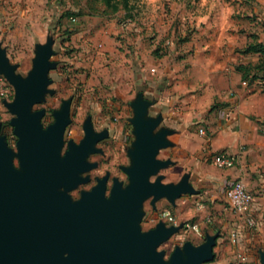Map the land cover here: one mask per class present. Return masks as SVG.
<instances>
[{"label":"rangeland","instance_id":"374dc122","mask_svg":"<svg viewBox=\"0 0 264 264\" xmlns=\"http://www.w3.org/2000/svg\"><path fill=\"white\" fill-rule=\"evenodd\" d=\"M143 1L134 8V0H131L130 7L120 5L119 10L114 11L104 0H0V42L10 63L17 67V74L26 78L33 69L38 48L52 41L51 84L44 101L35 105L32 111H45L42 124L47 129L55 123V113L70 101L71 123L66 128L62 155L68 151L71 141L80 143L85 139L86 127L91 126L95 133L108 137L105 142L95 145L97 153L90 154L88 161L97 163V167L83 174L90 178L88 183L70 192L74 201L79 200L83 192L91 191L98 185V180L107 175L108 197L114 179L123 182L124 187L130 183L126 169L133 165L130 151L136 140L132 102L140 94L161 99V106H164L161 111H167L168 106H181L182 99L189 96H184V84L178 77L180 70H174V63H181L191 51L192 47L186 41L197 31L191 27L192 19L204 17L206 11L208 15L212 13V17L230 16L232 21L226 23L225 28L228 32L234 30L232 37L235 44L240 43V51L250 43L264 39V9L255 12L254 4L247 0ZM189 1L195 6L193 11ZM174 54H177L176 58ZM242 54L238 65L255 66L245 82L248 95L258 96L255 100L258 109L264 106V70L256 68L262 60L260 55ZM166 59L167 65L170 60L173 68L163 76L165 65H158ZM255 75L258 76L256 80ZM15 94L14 87L0 73V135L17 154L19 138L11 125L14 115L6 105L14 101ZM259 123L264 133V116ZM201 127V124H192L189 129L197 133ZM198 136H192V139L186 135L175 136L172 138L175 147L160 150L158 159L171 160L172 164L162 169L152 181L163 176L164 184H178L187 176L194 192L183 195L175 204L161 199L153 206L152 199L147 200L142 208V231L156 228L161 222L157 217L167 210L180 224H197L201 235L185 229L173 235L158 248L166 252V260L187 242L199 246L209 235H217L215 258L209 264H262L264 172L254 171L257 176L248 178V183L254 186L250 189L254 203L239 225L232 227L229 220L227 224L222 222L218 219L220 215L214 214V204L206 198L207 188L201 187L190 171L196 168L190 159L197 152L191 154L185 147ZM14 165L20 168L17 156ZM217 201L223 208L231 209L227 198ZM232 231L237 233L236 243L232 241ZM243 247L245 250L240 252Z\"/></svg>","mask_w":264,"mask_h":264},{"label":"water","instance_id":"95a60500","mask_svg":"<svg viewBox=\"0 0 264 264\" xmlns=\"http://www.w3.org/2000/svg\"><path fill=\"white\" fill-rule=\"evenodd\" d=\"M52 41L37 50L33 69L24 78L7 57L0 42V73L15 89V99L7 103L14 115L11 125L18 136V153L0 135V264H209L215 258L217 235L208 236L199 246L187 242L169 260L159 251L162 243L184 229V224L143 232L140 225L144 203L161 199L175 204L194 192L186 176L178 184H164L163 176L152 178L168 168L171 160H160V150L172 146L173 132L161 127L162 116L150 117L151 102L140 94L134 108L133 165L126 169L130 183L114 179L107 196L109 175L74 201L70 192L90 181L83 174L97 167L90 154L102 134L86 127V137L62 155L66 128L71 123L70 101L55 113L54 124L44 129L45 111L33 112L48 93ZM15 156L20 168L14 165ZM264 264V253L261 254Z\"/></svg>","mask_w":264,"mask_h":264},{"label":"crops","instance_id":"0c3cea01","mask_svg":"<svg viewBox=\"0 0 264 264\" xmlns=\"http://www.w3.org/2000/svg\"><path fill=\"white\" fill-rule=\"evenodd\" d=\"M247 1L254 4L255 12L263 11L264 0ZM189 8L192 11L195 8L190 1ZM204 13V17L190 21L191 27L197 30L186 41L192 47L190 53L186 56L182 53L185 58L181 63H174V70H180L178 77L184 84V96H189L182 97L181 106H168L167 111H161V107L164 109L161 99H152L147 95L144 98L151 102L149 116H162L161 127L173 132L168 136L171 147H175L172 140L175 136L186 135L192 139V136L200 135L195 138L196 143L192 141L185 147L191 154L197 152L190 159L191 163L196 164V168L190 171L200 181V186L207 188L206 198L214 204V214L220 215L218 219L226 224L229 220L232 227H236L244 216L235 214L229 207L223 208L217 200H225L226 188L237 180L246 181L247 188L254 189L248 183V178L257 176L254 171L264 172V133L259 123L264 116V106L257 109L255 100L258 96L248 95L247 83L243 80L242 73L237 70L244 54L239 50L240 43L235 44L232 37L234 30L231 33L225 28V24H229L232 18L225 15L222 18L212 17V13ZM259 42L264 43V39ZM174 55L176 58L177 54ZM170 58L171 56L167 59ZM167 59L158 65H165L161 74L163 76L172 72L173 68L170 60L167 65ZM192 124H201L202 127L195 133L189 129ZM217 154L237 156L238 162L232 168L216 166L211 159ZM244 250L245 247L240 252Z\"/></svg>","mask_w":264,"mask_h":264},{"label":"built area","instance_id":"2783aa9c","mask_svg":"<svg viewBox=\"0 0 264 264\" xmlns=\"http://www.w3.org/2000/svg\"><path fill=\"white\" fill-rule=\"evenodd\" d=\"M201 133H203V131H201ZM212 160L216 166H220L224 168H232L236 166L238 162V157L229 154H217L212 157ZM225 195L231 205L232 211L237 215L244 216L249 211L252 204L254 203V196L251 193V191L247 188L243 180H237L231 186L226 188ZM157 219L159 221L160 220L164 221L170 226L180 225V223L171 214V212L167 210L162 211L157 217ZM249 224L253 225V222L249 220ZM184 229L187 232H194L201 235L199 226L197 224L185 223ZM231 238L232 241L236 243L238 240L237 233L232 232Z\"/></svg>","mask_w":264,"mask_h":264},{"label":"trees","instance_id":"16d2710c","mask_svg":"<svg viewBox=\"0 0 264 264\" xmlns=\"http://www.w3.org/2000/svg\"><path fill=\"white\" fill-rule=\"evenodd\" d=\"M104 1L108 6H112L114 11H118L120 5H123L124 7H130L131 5V0H116V2L114 3H113V0H104ZM141 2H144V1L134 0L132 6L136 8L137 5H139ZM242 53L260 55L262 61H261V64L257 66L256 68L258 70H264V43L262 42L251 43L250 45H248V47L245 50L242 51ZM254 68L255 66H251V65H247V66L239 65L237 67V70L242 73L243 80L247 81L249 75H251V72ZM253 78L254 80H256L258 76L255 75Z\"/></svg>","mask_w":264,"mask_h":264},{"label":"flooded vegetation","instance_id":"af4514ba","mask_svg":"<svg viewBox=\"0 0 264 264\" xmlns=\"http://www.w3.org/2000/svg\"><path fill=\"white\" fill-rule=\"evenodd\" d=\"M107 139H108V137H107L106 135H102L101 138H100V140L98 141L97 144L103 143V142H105ZM81 142H82V141H81ZM81 142H80V143L74 142V143H76L77 145H79V144H81ZM67 150H70V144H69Z\"/></svg>","mask_w":264,"mask_h":264}]
</instances>
